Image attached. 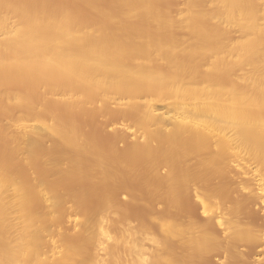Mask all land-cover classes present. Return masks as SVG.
I'll use <instances>...</instances> for the list:
<instances>
[{"label":"bare ground","instance_id":"obj_1","mask_svg":"<svg viewBox=\"0 0 264 264\" xmlns=\"http://www.w3.org/2000/svg\"><path fill=\"white\" fill-rule=\"evenodd\" d=\"M172 2L0 0V264L98 263L90 245L106 249L110 227L125 225L111 221L122 206L115 189L136 180L177 217L186 192L211 217L156 215L158 234L179 242L160 246L154 263L197 264L223 248L225 264L264 236L243 214L247 198L264 212V0ZM119 117L135 137L127 145L124 129L98 136ZM232 170L250 196H235ZM68 202L82 229L44 257ZM122 230L112 259L132 245L145 264L139 238L128 246L132 230Z\"/></svg>","mask_w":264,"mask_h":264},{"label":"rangeland","instance_id":"obj_2","mask_svg":"<svg viewBox=\"0 0 264 264\" xmlns=\"http://www.w3.org/2000/svg\"><path fill=\"white\" fill-rule=\"evenodd\" d=\"M173 4H177L178 5V3H180V8H183V3H182V0H176V2L173 0V2H172ZM181 3H182V5H181ZM235 34H237L236 36H240V33L239 32H235ZM160 108L161 107H163V108H161V111H167V110H169V108H167V106H159ZM163 109V110H162ZM165 109V110H164ZM99 118V121H100V119H102V117L100 118V117H98ZM120 118V117H119ZM103 119H105L104 117H103ZM115 119V118H114ZM113 119V120H114ZM117 120H118V118H117ZM117 120H114L113 121V123H112V120L111 121H108L109 123H108V127L107 126H105L104 127V129L103 128H99V127H102V126H100V122L102 123V122H104V121H100L98 124H99V126H98V128H99V130L100 129H102L101 131H98V130H96V127H97V125L98 124H96L97 122V120H95V121H93V123H92V121H91V125H92V129H94V131L97 133V132H101V135H98V134H100V133H97V134H95V135H98L99 137L101 136H104V139H105V137H106V133H105V131H103V130H108L109 132L111 131L112 132V130H114V128H115V130H118L119 128L120 129H124L125 130V132H126V134H127V136H126V139H124L127 143H126V145L127 144H129L130 142H133V140H135V137L133 136V134H132V132H131V130L130 129H128L127 127L129 126V125H131L130 124V122L127 120V118H125V119H119L118 121ZM105 122H107V120H105ZM104 122V123H105ZM115 122V123H114ZM90 124H89V126H90ZM168 124H169V126H170V123L168 122ZM94 125V126H93ZM96 126V127H95ZM93 127H95V128H93ZM168 127V125L166 126V128ZM97 128V129H98ZM107 132V131H106ZM109 132H107V133H109ZM114 132V131H113ZM102 133H105V134H102ZM110 134V133H109ZM109 134H108V136H109ZM112 136L113 135H110V138H112ZM109 137H107V139H108ZM108 139V142H111V141H113V139L114 138H112V140L111 139ZM102 139V138H101ZM100 139V140H101ZM110 140V141H109ZM104 140H102V142H103ZM117 142H116V144L118 143V147L120 148V149H122V146H123V148L126 146L124 143H125V141H122V139H121V141L119 140V142H118V140H116ZM124 142V143H123ZM106 143H107V141H106ZM105 143V144H106ZM234 169V168H233ZM166 171V169H163V172H165ZM232 171H234V174H232V173H230V175L233 177L232 178V182H234L235 181V183L234 184H236V188L237 187H239V185L241 184H244V182L242 183V181H244L246 178H247V176L246 175H244L242 172V175H241V173H239V171L237 172H235V170H232ZM238 173H239V175H238ZM236 174V175H235ZM229 175V176H230ZM235 175V176H234ZM229 179H231V177H229ZM129 181V180H128ZM231 181V180H230ZM125 182H127V181H125ZM124 182V183H125ZM132 182V183H131ZM123 183V184H124ZM122 184V185H123ZM126 184V188L124 187V185H123V187L121 188H116L115 189V191H116V197L120 200V203L122 202V206H121V208L116 212L117 213V215H116V213L115 214H113V212L111 213L112 215H111V221H116L117 220V217L119 218L118 220H120V221H118V222H122V225L123 224H125L124 226H121V224L119 223V225H116L117 224V221L114 223V225L115 226H117L116 227V230L118 229V226H121V228L119 227V229L117 230V232L115 231V227L114 228H111L110 227V234H111V238L109 239V240H107V250L106 249H104L105 247H103V246H95V245H90L91 246V249H92V253L94 252L95 254H96V260H97V262L99 263V264H137L136 263V261H137V257L139 256V254H137V252H134V251H132V250H130L129 248H131L132 247V245L130 244V241L131 240H127L128 238L129 239H132V237H133V240L135 239V237H136V239L137 238H139L138 240H139V242H141V251L140 252H142L143 253V257L146 259V262H145V264H147V262H148V264H157V263H154L153 261H155V256L153 257V253H158L160 250H161V247L160 246H163L164 245V247H162V249L163 248H166V246L168 247V246H172L173 247V245H175V243H178L175 239H174V241H175V243H173V238L171 237V239H172V241L170 242L169 240H171L170 239V237L168 236V238L167 239H164V238H166L164 235H163V237L161 236L162 234L161 233H163L162 231L160 232V234H158L159 233V231H160V229L162 230V228L161 227H159L160 225H161V223L159 224V222H160V217H156V215L157 216H161L162 218V220L163 221H165V217L166 216H168L167 217V220H180V219H183V218H186L187 216L190 218V217H194L195 219H197L198 217H199V220L200 221H202L201 220V218H205V217H208L209 216V218H207V220L208 219H210L211 217H210V215L208 214V213H203L202 212V209L200 208L201 206L198 204V202L195 200V197L193 198V194H192V192H186L188 195H186V193H184L183 194V196L185 195V197H181L182 199V208H181V212H183V214H185L186 215V217H180V214H178L179 215V217H177V213H174V212H172V211H169V210H167L166 211V207L164 206L165 205V203L164 202H162V201H157V200H155V197H154V195L152 196L150 193H146V187H144V185H141V182H139V181H130V187H129V184H128V182L127 183H125ZM254 184V183H253ZM252 184V188H254V189H256V191H257V187H256V185H253ZM241 185H240V187H241ZM235 186V185H234ZM125 188V189H124ZM145 188V189H144ZM240 189V188H239ZM238 188H237V190H238V192H237V194H236V192H235V196H239V195H241V194H243L244 196H246L247 197V195H249L248 193L250 192V190H242V189H240V190H242V191H240ZM145 190V191H144ZM255 191V192H256ZM193 195V196H190V195ZM250 196V195H249ZM240 197V196H239ZM242 197V199H243V196H241ZM240 197V198H241ZM246 197H244L245 199H246ZM92 199H94L93 197H91V198H88L87 199V201H85L84 202V206H86V207H91L90 205H92L93 203V201L94 200H92ZM251 199V198H250ZM195 200V201H194ZM252 201H253V203L251 202L250 203V201H249V199L247 198V201H246V204L247 205H249V206H252V208L251 207H249L248 206V211H249V215H248V211H247V206L245 205V209L243 210V214H245L244 212H245V210H246V218H245V221H249V222H251L252 224H254L255 223V227H256V229H258L257 227H259V231H260V233H264V212H263V210H262V206H261V203H260V201L258 200V199H254L253 200V198L251 199ZM256 200V201H255ZM193 201H194V203H193ZM88 202V203H87ZM86 203V204H85ZM90 203V204H89ZM196 203H197V205H196ZM249 203V204H248ZM251 204V205H250ZM194 205V206H193ZM200 206V207H199ZM85 207V209H87ZM198 207V208H197ZM197 208V209H196ZM249 208H251V209H249ZM250 210L251 211H253V212H250ZM255 211V212H254ZM164 212V213H163ZM171 212V213H170ZM185 212V213H184ZM174 213V214H173ZM253 213V215H251ZM160 214V215H159ZM164 214V215H163ZM171 214V215H170ZM172 214H173V216H172ZM190 214V215H189ZM208 215V216H205V215ZM114 215V216H113ZM116 215V216H115ZM193 215V216H192ZM256 215V216H255ZM112 216H113V218H112ZM120 216V217H119ZM154 216V219L152 218ZM165 216V217H164ZM249 216V217H248ZM251 216V217H250ZM115 217H116V219H115ZM122 217H124L123 219H122ZM159 220V222H158V220L156 219V218ZM243 217H244V215H243ZM122 220H121V219ZM174 218V219H173ZM203 218V219H204ZM250 219V220H246V219ZM251 218H252V220H251ZM256 218V219H255ZM126 221H125V220ZM82 220H83V217H82V215L77 211V209H76V207L74 206V204L73 203H71V202H68L67 204H66V206H65V211H64V213H63V217H62V222H60L59 224H53V225H51V227H50V230L49 231H47V233L44 235V237H43V244H42V246H41V253H42V255L44 256V257H49V258H51V257H53V256H58L59 254H60V252L62 251V249H63V243H62V237H63V235H64V238H66L67 236L65 235V233H69L68 234V238H70L71 237V235L73 236V237H75L76 238V236H77V233H79L80 232V230L82 229V226H83V222H82ZM198 220V219H197ZM205 220V219H204ZM123 221H124V223H123ZM254 221V222H253ZM162 222V221H161ZM215 222V221H214ZM109 226H110V224L109 223H107ZM112 224V223H111ZM141 224H143V225H141ZM107 225V226H108ZM113 225V224H112ZM111 225V226H112ZM126 225H127V227H126ZM258 225V226H257ZM143 226H145V227H143ZM215 226H216V228H215ZM129 227H130V229H129ZM132 227V228H131ZM139 227H142V233L141 232H139V231H141V228H139ZM214 228H215V231H216V233H218V236H220L219 238L225 243V245H226V240L228 239H226V235H227V233H226V231H225V229H224V225L222 226V225H219L218 223H214V226H213ZM262 229H261V228ZM122 228L124 229H128V230H132L131 231V233H130V235L128 234V235H126V236H129V237H126V236H124V238L126 237V239H125V241L127 240V241H129L128 243L129 244H127V241H126V244L128 245V246H130V247H128V248H124V250H123V248H122V252H121V254H120V256L117 258V261H115L116 259H112V255H111V253H109V247L111 246V247H113V245H115L116 244V240L119 238L118 237V235L120 236L121 234V231H123L122 230ZM146 228H148V229H146ZM214 228H213V230H214ZM114 229V230H113ZM121 229V231L119 232V230ZM134 229H136V230H134ZM139 229V230H138ZM144 229V230H143ZM148 230V231H147ZM113 233H112V232ZM135 231H136V233H135ZM145 231V232H144ZM263 231V232H262ZM132 232H134V233H132ZM138 232L140 233V235L138 234ZM115 233H119L118 235H116ZM215 233V234H216ZM76 234V235H75ZM133 234L135 235V236H133ZM141 234H143V235H141ZM145 234V235H144ZM150 234V235H149ZM156 234V235H155ZM112 235H113V237H112ZM116 237H115V236ZM139 235V236H138ZM152 235V237H150ZM160 235V236H159ZM217 235V234H216ZM66 236V237H65ZM130 236H132V237H130ZM138 236V237H137ZM145 236V237H144ZM72 237V240L74 239L75 240V238H73ZM153 237H156L155 239L157 240V241H166V242H164L163 244L159 241L158 243H155V241H153L152 239H153ZM160 237V238H159ZM112 238H115L116 240L114 241V239H112ZM151 238V239H150ZM264 236L261 238V239H259L258 241L259 242H257V241H255L254 242V244L253 243H251V242H244L245 244H243V243H240L241 245H239L238 244V247H239V249H238V251H239V253H240V258H237L236 260H234V261H232V262H226L225 264H264ZM67 239V238H66ZM100 239H102V238H100ZM141 239V240H140ZM159 239V240H158ZM62 240V241H61ZM69 240H71V238L69 239ZM132 240V241H133ZM104 241H106V239H104ZM110 241V242H109ZM112 241H113V243H112ZM156 241V242H157ZM162 241V242H163ZM101 242H103V241H101ZM109 242V243H108ZM115 242V243H114ZM143 242V243H142ZM106 243V242H105ZM104 243V246L106 245ZM134 243V241L132 242V244ZM159 243L161 244V245H159ZM165 243H166V245H165ZM169 245H168V244ZM171 243H173V244H171ZM247 243V244H246ZM97 244V243H96ZM171 244V245H170ZM251 244V245H250ZM98 245V244H97ZM177 245V244H176ZM178 245H180V243L178 244ZM101 247H103V248H101ZM172 247H170V248H172ZM175 247V246H174ZM178 247V250L180 249V247L181 246H177ZM98 248V249H97ZM159 248V249H158ZM169 248V247H168ZM90 249V250H91ZM102 249H104V250H102ZM145 249V250H144ZM157 249L159 250L158 252H156L157 251ZM174 249V248H173ZM224 249H225V247H224ZM120 250V249H119ZM126 250H129V252L128 251H126ZM155 250V251H154ZM176 250H177V248H176ZM226 250V249H225ZM220 251H223V252H225L224 250H223V248L220 250ZM135 253V254H133V253ZM223 252H219V251H217V252H214V253H212V254H214L213 256H212V254L211 255H209L208 257H209V260H207L208 259V257H205L204 258V261H203V259H201L198 263L199 264H224L223 262H224V260L226 259L225 258V256H224V253ZM124 253V255H122ZM215 253H216V255H215ZM226 253V252H225ZM94 254V255H95ZM131 254V255H130ZM151 256H150V255ZM135 255V256H134ZM145 255V256H144ZM154 255H156V254H154ZM226 255V254H225ZM242 255L244 256V258L242 257ZM124 256H125V259H124ZM129 256V257H128ZM134 256V257H133ZM211 256V257H210ZM134 258V259H133ZM151 258V259H150ZM207 258V259H206ZM212 258V259H211ZM112 259V260H111ZM119 259H121V263H120V260ZM123 259V260H122ZM239 259V260H238ZM105 260V261H104ZM136 260V261H135ZM153 260V261H152ZM207 262H206V261ZM212 260V261H211ZM123 261V262H122ZM203 261V262H202ZM238 263H237V262ZM115 262V263H114ZM246 262V263H245ZM98 263H96V264H98ZM197 263V264H198Z\"/></svg>","mask_w":264,"mask_h":264}]
</instances>
